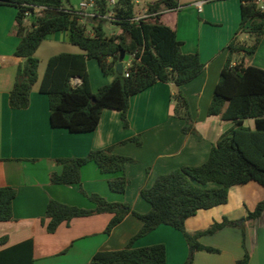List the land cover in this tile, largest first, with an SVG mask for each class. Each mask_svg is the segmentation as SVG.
Returning <instances> with one entry per match:
<instances>
[{
  "label": "trees",
  "instance_id": "1",
  "mask_svg": "<svg viewBox=\"0 0 264 264\" xmlns=\"http://www.w3.org/2000/svg\"><path fill=\"white\" fill-rule=\"evenodd\" d=\"M67 1L0 0V5L16 9L15 31L19 41L14 56L23 59L8 94L9 107L14 110L28 107L31 90L38 80L36 50L48 36L67 32L70 44L82 53L51 56L39 86V92L48 98L52 128L65 129L74 134L93 132L102 111L112 109L120 113L122 126L127 129L130 98L156 83H171L178 88L172 101L174 117L184 122L181 132L199 138L186 97L179 88L195 79L204 70V64L197 52L184 54L181 51L182 42L177 39L176 31L162 20L165 14L179 9L177 0H153L146 7L147 17L137 20L135 0H115L112 6L108 0H93L97 15L91 21L90 33H87L86 25L79 21L74 9L67 7ZM255 1L239 0L238 28L227 44V56L207 108V116H218L224 122H231L232 126L211 147L206 161L198 166H181L157 176L150 187H141L139 196L150 205V210L143 214L127 203L109 202L98 194H86L81 187L79 192L93 204L92 209L49 200L45 210L47 233H54L60 224H68L74 218L111 214L104 229V234L110 235L126 216L132 215L142 224L138 232L120 250L95 253L90 264H166L163 244L133 247L136 240L160 225L171 227L181 234L189 251L183 264H192L197 251L219 252L202 245L200 237L213 235L224 227H236L243 232L246 222H253L264 213L262 200L240 220L231 221L223 217L204 230L189 233L185 229V221L198 211L226 204L231 187L253 182L264 190V70L245 66L243 62L245 58L253 57L264 34V10ZM39 7L42 9L35 12V8ZM109 13L113 15L111 21L102 18ZM106 23L116 26L119 33L107 35ZM241 33L248 35L250 45L238 40ZM121 52L129 55L128 77L115 71ZM238 55L241 60L234 62ZM91 59L96 60L104 76H113L110 83L99 87L95 93L90 89L86 69V62ZM73 78L80 79L78 86L71 85ZM247 120L252 121L253 128L244 124ZM126 142H132L137 147L142 145L141 138L134 136L104 149L91 150L84 157L56 159L61 171L50 173V183L80 185L81 168L93 163L100 174L111 175L107 180L109 189L123 194L130 183L124 172L125 166L133 160L115 154L114 150ZM15 196V189L0 188V222L12 219ZM6 242L7 237H0V247ZM21 247L31 249L32 243L26 241L1 252L0 264H26L27 250L17 253L15 261L11 254L6 256L7 251L23 249ZM248 260L245 251L235 264H248ZM32 263L29 255V264Z\"/></svg>",
  "mask_w": 264,
  "mask_h": 264
},
{
  "label": "crops",
  "instance_id": "2",
  "mask_svg": "<svg viewBox=\"0 0 264 264\" xmlns=\"http://www.w3.org/2000/svg\"><path fill=\"white\" fill-rule=\"evenodd\" d=\"M79 1L68 0L67 7L76 10ZM177 2L179 9L165 14L162 20L176 31L177 39L182 42L181 51L184 54L197 52L204 64V70L195 79L179 88L186 97L199 138L181 132L184 122L173 115L172 96L175 93L171 83H156L130 98L127 129L122 126L120 113L112 109L102 111L93 132L74 134L65 129L52 128L48 98L39 92V86L51 56L82 53L70 44L67 32L54 33L41 42L35 52L39 60L38 80L31 90L28 107L11 109L8 94L23 59L14 56L19 41L15 31L16 9L0 5V188L11 187L16 191L12 219L0 222V237H7L0 253L31 241V249L21 247L23 249L7 251L6 256L11 254L15 261L20 252L27 250L26 264H29V255L32 264H90L97 252L124 248L142 225L134 216H126L110 235H105L104 229L111 214L74 218L68 224H60L54 233L49 234L45 230L47 203L55 200L92 209L93 204L80 194L81 187L86 194H98L109 202L127 203L136 212L146 213L150 205L141 199L139 189L150 187L157 176L181 166L202 164L208 158L211 147L231 128V122H224L218 116H207V108L227 56V44L238 28L240 2ZM137 4L140 0L134 2V13ZM142 4L140 9L143 10L150 1L142 0ZM91 24L87 22L85 25L90 28ZM109 25L105 24V29L110 31L106 32L107 35L119 33L117 27L111 30ZM87 33L90 30L87 29ZM244 38L248 39V36ZM243 62L245 66L264 70V34L251 61ZM96 68L92 59L86 62L93 93L113 79V76H104ZM80 82L79 78H73L71 85L78 86ZM244 124L253 128L252 121H245ZM134 136L141 138L140 147L126 142L114 150L115 154L133 160L125 166L124 172L130 183L123 194L109 189L107 180L111 175L100 174L93 163L81 168L80 185L50 183V173L61 171L56 159L84 157L91 150L104 149ZM262 200L264 190L253 182L231 187L226 204L198 211L185 221V229L189 233L204 230L223 217L231 221L240 220ZM199 242L219 252L197 251L192 264H235L245 251L249 257L248 264H264V213L255 221L246 222L243 232L236 227H224L213 235L200 237ZM155 244L165 246L166 264H183L189 253L181 234L164 225L136 240L133 247L144 248Z\"/></svg>",
  "mask_w": 264,
  "mask_h": 264
},
{
  "label": "built area",
  "instance_id": "3",
  "mask_svg": "<svg viewBox=\"0 0 264 264\" xmlns=\"http://www.w3.org/2000/svg\"><path fill=\"white\" fill-rule=\"evenodd\" d=\"M109 4L112 6L115 3V0H108ZM255 3L257 6L261 9L264 10V0H256ZM42 7L35 8V12H38L41 10ZM96 4L93 0H80L77 6V9L74 10V13L78 15L79 21L83 24H87V22H91L92 19L97 15L96 13ZM113 15L112 13H109L102 18L107 19L108 21H111ZM138 18L136 17L135 20ZM129 66V59L127 62L123 63L122 65V74L124 77H128V72H127V67Z\"/></svg>",
  "mask_w": 264,
  "mask_h": 264
},
{
  "label": "rangeland",
  "instance_id": "4",
  "mask_svg": "<svg viewBox=\"0 0 264 264\" xmlns=\"http://www.w3.org/2000/svg\"><path fill=\"white\" fill-rule=\"evenodd\" d=\"M148 1H150V3L152 2V0H148ZM65 3V5H66V2H64ZM142 0H140V4H137V7L135 8V16L137 17V18H139V19H144V18H146L147 17V14H146V8H144L143 10L142 9H140V7H142ZM263 5H264V3H263ZM139 7V8H138ZM110 25H109V27L111 28V30H113V29H115L116 28V26H114L112 23H109ZM86 28L88 29V30H90V28H89V26L88 25H86ZM104 28H105V26H104ZM105 31L107 32V33H110V31L109 30H106L105 29ZM246 34H244V33H241V34H239V36H238V40H243L241 43H247L248 45H250L251 44V41L249 40V37H248V39H245L244 38V36H245ZM248 36V35H247ZM226 52H228L227 51V49H226ZM252 59V58H251ZM251 59H247V58H245L244 60H245V63H249L250 61H251ZM241 60V56H235V58H234V62H239ZM92 61L96 64V69H97V71H100V69H99V66H98V64H97V62H96V60H93L92 59ZM247 122H249V123H251V120H247ZM184 240V239H183ZM185 242V241H184Z\"/></svg>",
  "mask_w": 264,
  "mask_h": 264
},
{
  "label": "water",
  "instance_id": "5",
  "mask_svg": "<svg viewBox=\"0 0 264 264\" xmlns=\"http://www.w3.org/2000/svg\"><path fill=\"white\" fill-rule=\"evenodd\" d=\"M129 59V55L127 53L121 52L118 58V62L115 67V71L118 75L122 74V65L123 63L127 62ZM174 93H178L177 87L174 85L173 87Z\"/></svg>",
  "mask_w": 264,
  "mask_h": 264
}]
</instances>
